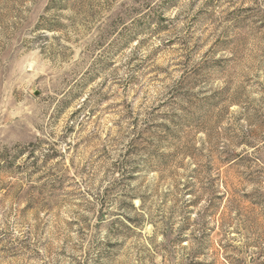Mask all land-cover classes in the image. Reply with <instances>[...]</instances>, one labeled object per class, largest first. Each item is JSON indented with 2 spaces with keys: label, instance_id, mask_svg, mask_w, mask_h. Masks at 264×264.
Returning <instances> with one entry per match:
<instances>
[{
  "label": "rangeland",
  "instance_id": "obj_1",
  "mask_svg": "<svg viewBox=\"0 0 264 264\" xmlns=\"http://www.w3.org/2000/svg\"><path fill=\"white\" fill-rule=\"evenodd\" d=\"M0 264H264V0H0Z\"/></svg>",
  "mask_w": 264,
  "mask_h": 264
}]
</instances>
